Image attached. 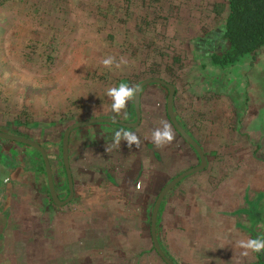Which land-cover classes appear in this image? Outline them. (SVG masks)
<instances>
[{"label":"rangeland","instance_id":"rangeland-1","mask_svg":"<svg viewBox=\"0 0 264 264\" xmlns=\"http://www.w3.org/2000/svg\"><path fill=\"white\" fill-rule=\"evenodd\" d=\"M224 1L29 0L30 9L23 2L16 1L0 7V130L43 143L54 168H62L60 143L67 126L91 117L114 118L112 101L106 95L107 89L125 81H129V86H135L137 81L151 77L175 84L177 92L174 104L177 115L182 112V108L199 109L201 113L191 115V118L196 119V124L190 125L191 121H185L184 115L180 120L193 137L205 142L210 130L213 140H221L222 144H226L216 148L222 155L217 156L216 172L212 174L216 178L218 190L225 187L228 191L232 188L233 194L225 202L228 214L223 216L233 218L236 223L233 226L232 247L229 245L224 248L216 242L207 243L210 229L202 225L197 227L201 233L195 237V242L206 244L199 252L189 249L185 251L186 254H179L174 259L177 264L180 261L183 264H209L207 257L221 254L220 248L234 256L230 264H257L258 253L249 252L248 256H242L244 250L237 242L264 239V49L253 62L243 57L232 66L224 68L209 64L207 52L201 49L210 50L212 46L221 43V29L212 30L215 26L212 6L215 2ZM200 36L202 38L197 40ZM29 37L40 41L53 37L58 51L53 64L43 67L34 53L24 58L26 42H31ZM107 57L126 63H121L119 68L114 65L109 70L101 63ZM172 60L175 64H172ZM162 62L178 68L175 71L168 70ZM157 87L161 90L159 97L161 109H164L163 116L169 122L165 115L166 89L160 84H148L143 87L141 95L145 114L144 118L141 116V121L149 129L159 126L161 121L151 109L156 107L154 101L158 98ZM128 110L131 121H134L136 115L133 102L129 103ZM209 112L213 120L211 124L207 120ZM22 113L42 125L26 127L22 124ZM114 119L125 121L126 116ZM114 128L121 127L113 123H93L74 130L77 134L73 138L85 133L86 146H102L106 145L103 138L114 139V134L108 137L101 133H110L109 130ZM123 129L131 131L133 128ZM172 129L175 136L181 139L173 126ZM89 130L93 132L88 134ZM244 132L252 135V143L259 146L256 156L252 153L254 145L244 140ZM92 134H100L101 138H94ZM142 140L143 144H152L150 137ZM0 143V182L3 176L17 173L20 180L28 185L22 190L25 195L16 199V195L6 193L11 178L5 181L4 200L0 201L10 202V206L13 203L14 207L19 205V211H12L7 219L0 217V264H84L82 262L85 260L78 257L68 260L64 258L66 243L63 212L53 213L59 210V204L50 202L46 175L39 170L41 160L38 153L33 147L13 140L0 138ZM210 146L213 147L212 142L206 147L207 152ZM114 160L116 164L112 168H121L119 158L114 157ZM37 171L41 173L43 191L52 209L40 212L44 219L38 212L37 215L34 212V207L40 203L38 190H35L40 185ZM114 172L110 176L106 171L111 184L114 183ZM199 174L194 172L184 177L174 186L173 191L184 188L192 177L195 179ZM161 177L160 185L167 181L165 176ZM64 183L61 189L63 199ZM137 184H140L136 183V188H139ZM21 198L27 200L28 204L25 205ZM76 198L79 199L78 196ZM221 198L218 194L219 203ZM67 206L70 209V205ZM220 207L219 204L217 209L221 210ZM199 213H195L198 222L201 219L206 221L205 218L210 216L209 213ZM219 214L221 212L215 216L218 221L222 218ZM54 216L57 217L55 223L58 226L55 229L57 232L62 230L55 236L57 239L48 230L49 219L52 222ZM150 216L148 214V223ZM40 222L46 225L43 231L40 230ZM152 246L150 250L153 254L161 264H166ZM262 254L263 261L264 251ZM82 255L86 256V253L80 249L78 256ZM200 255L202 257H198ZM138 256L140 253L136 254ZM194 257L195 262L192 260ZM206 259L208 261L205 263ZM95 261L96 258L90 257L88 263L95 264ZM106 262L111 264L112 261L110 259Z\"/></svg>","mask_w":264,"mask_h":264},{"label":"crops","instance_id":"crops-1","mask_svg":"<svg viewBox=\"0 0 264 264\" xmlns=\"http://www.w3.org/2000/svg\"><path fill=\"white\" fill-rule=\"evenodd\" d=\"M156 91L158 94V98L154 101L156 107H152L151 109L156 113L157 119L165 120L162 112L164 109H161V99L159 97L161 90L157 87ZM141 95H143V88L141 90ZM141 95L140 110L141 116L144 118L145 114L142 108ZM128 111L127 107L125 121L132 122ZM176 112L177 110L175 108V117L181 125V116L184 115V120H190V125H194L197 121L194 117L191 118V115L201 113L199 109H195V107L182 108V112H180L179 115H177ZM210 114L209 112L207 120L211 124L213 120ZM116 125L121 128H126L125 126ZM158 125L159 126L149 129L150 127L146 126L143 120L141 121L140 119L136 127H127L133 128L131 131L136 133L140 139L139 147L133 146L131 149L124 141L121 142L120 148L113 147V142L110 140L114 139L106 140L107 138H103L102 140H105L106 145L103 144L100 146L97 144L96 146H86V141H84V139L87 135L85 133H80L75 139L73 135L77 133L73 131L77 128L71 131L68 157L73 180V197L65 204L57 205L59 210H54L53 212L55 214L63 212L65 223L63 235L65 237L64 242L66 243L63 251L64 258L68 260L78 257L80 260H85L82 262L84 264H91L88 263L90 257L96 258L97 262L95 261V264H110L106 262L110 259L112 261L111 264H161L157 256L150 250L152 240L150 235V220L148 223V214L151 215L150 211L155 201L154 196L156 197L160 189L173 177L196 166L199 163V158L197 153L184 139H179L176 136L170 144L161 148H157L153 142L150 145H148V143L143 144L142 139L145 137L152 138L153 130L161 127V124ZM121 128H114L115 130H109L111 131L110 133L103 132L101 135L106 134V136L112 137L115 131ZM183 128L186 130V127ZM97 130L98 129H95V131ZM190 131L192 132V130ZM92 132L93 130H89L87 133L90 134ZM98 132H100V130H98ZM187 132L190 134L189 131ZM101 135L99 134V136H97L92 134L94 138H101ZM196 136L198 137V135ZM193 139L198 142L205 154L206 166L202 170L196 171L200 172V174L195 179L192 177V180L188 181L183 186L184 188H176L173 191L174 187H172L166 193L160 203L156 221L158 243L162 251L174 263L176 262L174 259H176L179 254H186L185 251L189 249L199 252L201 247H204V243L206 244V242L197 241L201 243L194 244L197 243L195 242V237H198L199 233H201L197 227L202 225H206L210 229L208 236L209 242L207 243L216 242L224 248H227L229 245L232 247L233 244V226L236 223L231 217H223L225 214H228L225 202L230 195L232 196V188L230 187L228 191L225 187L218 190L215 182L216 178L212 174L213 171L214 173L216 172L215 164L217 163V156L222 155L216 148H218V146H226V144H222L221 140H213L210 130L209 137L207 140L205 139V142L198 141L199 139L196 137H193ZM88 142L90 141H87V143ZM211 142L213 143V147L211 148L210 146L207 152L206 147H208ZM40 144L44 148L45 145H43V143ZM114 149H118L119 151H112ZM114 153L116 155H113ZM153 154H155V156H153ZM114 157L119 158L118 162L121 164V168L118 167L117 169V167H115L117 172L115 168H112V166L116 164ZM48 159H50V156H48ZM50 165L56 193L63 200L61 189L65 177L64 174L61 173L62 168H58V170L57 167H55V169L52 162H50ZM106 171L110 176L111 172L115 171L113 184L108 181ZM224 175H226V173ZM7 176L8 175L3 176L0 182V200H4L2 199L5 194L3 190L6 188L5 181H7L8 178H11L10 182L15 188H13L11 184H8L10 187L8 186V191L6 190V193L14 194L17 196L16 199H19L24 194L22 191L23 188H26L28 185L25 184V181L20 180L17 173ZM161 176H165L167 181L160 185L159 178ZM37 178H40V185L35 190H38L40 203L36 205V208L34 207V212L35 215H37L38 212L40 216V212L44 210L51 211L52 209L47 204L45 191H43L44 186L41 181V173L39 171H37ZM137 182L140 184L139 188H136ZM218 194L223 197L220 203L217 200ZM76 196L79 197L78 200ZM21 201H25V205L28 204L27 200H24V198H21ZM3 203L0 201L1 218L7 219L12 211H16V209L19 211V205L14 207L13 203L11 206L10 202ZM219 204L221 205V210L217 209ZM67 205H70V209L67 208ZM197 212L203 213V215L209 213L211 219L210 216H208L205 218L206 221L201 219V221L198 222V218L195 214ZM217 212H221L219 216L222 218L219 219V221L215 218ZM56 218L57 217L54 216L52 222L51 219H49L48 230L50 235L53 236L54 234V238L57 239L55 236L58 232H62V230H58L57 232L55 229V227H58L56 225L57 222L55 223ZM40 225V230L43 231L46 225L41 222ZM214 229H216L215 232ZM227 229H230V232H227ZM214 233H216V237H214ZM212 238L214 239L212 240ZM79 244H82V246ZM193 246H195V248ZM80 249L81 252L86 253V256H78ZM219 251L221 254L216 256L209 255V257H207L209 259V264L232 263L234 256L226 254V251L221 248ZM93 252L97 254L93 255ZM137 253H140V256L136 257ZM175 253L178 254L175 255ZM0 255L2 254L0 253ZM42 256L43 255H39V257ZM198 257L202 256L200 255ZM192 260L195 262V257L192 258ZM207 261L206 259L205 263ZM202 262L203 260L201 259L200 263ZM178 264H183V261H180Z\"/></svg>","mask_w":264,"mask_h":264},{"label":"trees","instance_id":"trees-1","mask_svg":"<svg viewBox=\"0 0 264 264\" xmlns=\"http://www.w3.org/2000/svg\"><path fill=\"white\" fill-rule=\"evenodd\" d=\"M10 1L23 2L24 4H26V8L30 9L29 6L31 5V2H29V0H0V7L5 6L7 2ZM212 11L214 15L213 18L215 20V26L212 28V30L214 31L215 29L218 28L221 29V34H220L221 43L218 46L216 45L212 46L210 50L201 49L204 52H207L206 55L209 64L212 66L224 68L227 66H232L236 62L240 61L243 57L249 58L251 62L257 59L260 52L264 49V0H225L224 2H215L212 6ZM32 34L33 32H31V37ZM31 37H29V39H31V42L30 43L26 42L27 48L23 51L24 58L27 59V57H30L31 53H34L37 55L38 61L41 65H43V67H49L51 64L55 62V59L57 58L58 55V51L56 50V45H55L56 43H54V39H52L53 37L47 38L45 41L34 40ZM201 38L202 37L200 36L197 40ZM197 40L194 41V44H196ZM173 63L174 62L172 60V64ZM162 64L168 70L171 69L175 71V69L178 68V67L175 68L174 65H171V63L166 64V62H162ZM125 83L130 85L129 81H125ZM138 83L139 82L137 81L135 86ZM169 83H171L175 87V84L173 82H169ZM176 92L177 89L175 87L174 97L176 95ZM173 109L175 112L174 99H173ZM20 116H23L21 118L22 124L25 125L26 127H33V126L38 127L42 125L41 122H34L32 118L26 116L25 113L20 114ZM244 140H246L248 144L251 143L252 145H254L252 143L253 141L252 135H249L248 133L245 132H244ZM251 144L249 146H251ZM26 146L31 147L28 145ZM32 149L35 150V152L38 153V155L40 156L41 166H39V170L42 171L43 174L45 175V168H44V162L42 156L38 150H36L35 148ZM258 150H259V146L254 145L252 153L256 156ZM61 162H62V156H61ZM62 170L65 177L64 186H65V197H66V195L68 194V185H67V178H66L63 162H62ZM47 192L49 194L48 187H47ZM49 199L50 202L53 203L50 195H49ZM258 255H259V262L257 264H262L263 263V261L261 260V257L263 256L262 252H258Z\"/></svg>","mask_w":264,"mask_h":264},{"label":"water","instance_id":"water-1","mask_svg":"<svg viewBox=\"0 0 264 264\" xmlns=\"http://www.w3.org/2000/svg\"><path fill=\"white\" fill-rule=\"evenodd\" d=\"M153 83L160 84L164 88H166L167 95L165 99V108H166L167 117L170 123L172 124L173 128L176 130V132L193 148V150L197 153L198 158H199V163L196 166H193L181 172L177 176L173 177L160 189L159 193L157 194L155 198V201H154V204L151 210L150 235H151L152 245L155 251L157 252V254L162 258V260L166 264H175L162 251L158 243V239L156 235V221H157L159 206H160L162 199L166 195V193L172 187H174L181 179L190 175L193 172L202 170L206 166V157H205V154L201 146L186 132V130L180 125V123L175 117L174 109H173V99H174V93H175L174 85H172L171 83L167 82L166 80L162 78H157V77L146 78L142 80L141 82H139L136 85L138 89V93H137L135 101L133 102L136 118L132 122H126V121L109 118V117H93V118H89L86 120L74 122L70 124L69 126H67V128H65L63 135H62V140H61V156H62V162H63V166L65 169L66 178H67L68 195L63 200H61L56 193L54 182H53L51 165H50L47 153L45 152L43 146L40 143L32 139L6 133L1 130H0V138L7 139V140H13L16 142L26 144L28 146H31L37 149L40 152L43 162H44L45 175L47 179L49 195L55 204H59V205L65 204L73 197V180H72L71 171L69 167V157H68L69 136H70L71 131L81 126H86V125L93 124V123H104V122L114 123V124H118V125L125 126V127H136L139 124L140 119H141V110H140L141 90L144 86L148 84H153ZM262 264H264V260Z\"/></svg>","mask_w":264,"mask_h":264},{"label":"clouds","instance_id":"clouds-1","mask_svg":"<svg viewBox=\"0 0 264 264\" xmlns=\"http://www.w3.org/2000/svg\"><path fill=\"white\" fill-rule=\"evenodd\" d=\"M101 63L104 67L111 70L114 65L119 68L121 63H126V61L117 62L114 57H107ZM137 93L138 89L136 86H129L125 82H121L118 86L107 89L106 95L112 101L111 111L114 114V118L121 115L126 116V109L129 103L135 101ZM160 124L161 127L154 129L152 132V142L157 148L164 147L175 139L171 124L166 120H161ZM122 141L126 142L130 149L133 146L139 147L140 145V139L136 133L123 128L115 131L113 147L120 148ZM237 244L244 250L241 252L242 256H248L249 252L258 253L264 251V239L262 238L240 240Z\"/></svg>","mask_w":264,"mask_h":264},{"label":"built area","instance_id":"built-area-1","mask_svg":"<svg viewBox=\"0 0 264 264\" xmlns=\"http://www.w3.org/2000/svg\"><path fill=\"white\" fill-rule=\"evenodd\" d=\"M137 187H139V185L137 184Z\"/></svg>","mask_w":264,"mask_h":264}]
</instances>
